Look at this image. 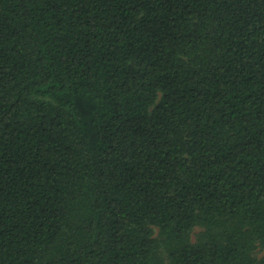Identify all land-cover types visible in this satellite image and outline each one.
<instances>
[{"label":"trees","instance_id":"1","mask_svg":"<svg viewBox=\"0 0 264 264\" xmlns=\"http://www.w3.org/2000/svg\"><path fill=\"white\" fill-rule=\"evenodd\" d=\"M0 264H264V0H0Z\"/></svg>","mask_w":264,"mask_h":264}]
</instances>
